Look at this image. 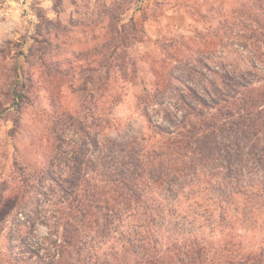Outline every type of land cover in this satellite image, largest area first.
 Returning a JSON list of instances; mask_svg holds the SVG:
<instances>
[{
    "label": "rangeland",
    "instance_id": "1",
    "mask_svg": "<svg viewBox=\"0 0 264 264\" xmlns=\"http://www.w3.org/2000/svg\"><path fill=\"white\" fill-rule=\"evenodd\" d=\"M205 56L208 69L197 63ZM212 85L238 94L222 109L234 123L214 120L218 130L198 136L207 167L227 166L228 146L259 178L264 132L241 123L259 128L264 116V0L0 2V264H36L25 251L42 257L47 247L55 262L69 264L72 249L56 235L75 221L58 212L60 188L39 182L58 144L68 153L85 148L91 170L118 171L119 159L146 153V147L166 150L170 136L159 129H173L167 110L182 118L175 109L179 90L197 107L191 118L197 131L204 108L187 88L211 103L217 96L205 89ZM56 164L58 172L68 169L63 159ZM117 237L100 251L117 248ZM55 240L58 246L49 244ZM102 257L97 264H105Z\"/></svg>",
    "mask_w": 264,
    "mask_h": 264
},
{
    "label": "trees",
    "instance_id": "2",
    "mask_svg": "<svg viewBox=\"0 0 264 264\" xmlns=\"http://www.w3.org/2000/svg\"><path fill=\"white\" fill-rule=\"evenodd\" d=\"M209 62L197 61L206 69ZM194 71L191 67L190 73ZM88 80L94 82V78ZM247 86L240 85L244 92L249 91ZM187 89L191 99L204 108L203 121L196 131L191 118L197 115V107L179 90L181 105L175 109L182 110V118L178 120L175 111L167 110L165 116L173 129H159L160 134L170 136L166 150L146 147V153L119 159L114 164L118 171L102 173L89 168L85 148L68 153L58 148L60 144L55 147L39 182L50 180L60 188L64 205L58 212L75 221L64 223L56 235L72 249L69 264H97L101 255L105 264H264V174L255 177L257 172L247 169L238 157L233 159L236 151L232 153L228 146L232 159L227 166L207 167L206 148L198 137L201 132L218 130L214 120L223 125L234 123L233 114L222 109L234 104L238 92L220 91L212 85L205 92L217 97L209 96V103L194 88ZM262 119L259 128L252 122H242L241 127L264 132ZM257 156L264 173V145ZM62 159L68 169L58 172L54 168ZM190 199L194 200L190 204L182 202ZM68 227L73 228L71 232ZM115 234L119 250L112 245L110 253L101 252L100 244L110 242ZM25 252L38 259L36 264H63V258L55 262L56 253H50L49 247L42 257L38 250L27 248Z\"/></svg>",
    "mask_w": 264,
    "mask_h": 264
},
{
    "label": "water",
    "instance_id": "3",
    "mask_svg": "<svg viewBox=\"0 0 264 264\" xmlns=\"http://www.w3.org/2000/svg\"><path fill=\"white\" fill-rule=\"evenodd\" d=\"M2 1H5V0H0V2H2Z\"/></svg>",
    "mask_w": 264,
    "mask_h": 264
}]
</instances>
